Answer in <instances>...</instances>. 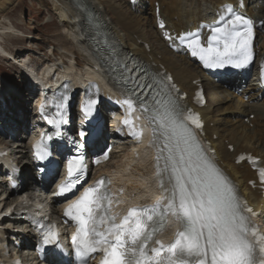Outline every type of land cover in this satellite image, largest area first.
Returning a JSON list of instances; mask_svg holds the SVG:
<instances>
[{
	"label": "snow or ice",
	"instance_id": "6c2138e0",
	"mask_svg": "<svg viewBox=\"0 0 264 264\" xmlns=\"http://www.w3.org/2000/svg\"><path fill=\"white\" fill-rule=\"evenodd\" d=\"M250 23L237 15L229 22L230 27L213 29L219 34L215 39L223 40L222 51L215 52L212 63L206 66L241 67L246 64L250 33L239 31L237 25ZM180 39L188 40L194 50L200 47L198 39H189V36ZM169 87L175 90V85ZM125 102L131 106L130 100ZM161 105L163 111L158 110L154 118L159 119L168 141L167 161L172 185L168 188L163 182L161 184L168 193L164 213L176 215L184 230L166 250L163 245L149 248V242L159 230L155 225L162 228L166 224V217L161 220L156 214L161 203L133 208L122 223H116L114 217L106 215L110 201L106 191H100L99 185L104 183L101 180L97 186L86 189L66 212L79 224L74 239L80 243L81 258L90 252L102 251V264H164L155 258L148 259V251L155 253L156 257L164 251L167 264H264V234H259L255 226H249L247 214L253 210L240 199L235 186L207 155L195 129L190 126L202 128V122L198 117L185 116L170 94ZM81 171L77 169L74 173L70 166L69 175L75 178L65 185L69 191L79 182L77 173ZM102 225L107 226L104 231L100 230Z\"/></svg>",
	"mask_w": 264,
	"mask_h": 264
},
{
	"label": "bare ground",
	"instance_id": "6f19581e",
	"mask_svg": "<svg viewBox=\"0 0 264 264\" xmlns=\"http://www.w3.org/2000/svg\"><path fill=\"white\" fill-rule=\"evenodd\" d=\"M75 1H81L79 6L75 5ZM97 0H52V6L58 11L59 18L63 21L64 26L69 31V37L72 38L75 43L69 46L68 58H72L76 61L80 70H84L91 77L98 78V75L91 70V66L94 64L93 59L90 57L91 43L87 34V24L91 27L100 22V17L108 19V28L114 39L118 44L127 52L131 53L135 57H139L148 66H152L158 70H165L167 73H171L176 83L181 87L182 91L189 95V101L193 92L197 89L196 84L208 83V88L211 89L209 84V77L199 70V67L191 61L186 54L179 50L177 52L172 51L170 45L164 42L162 38V32L157 28L156 12L160 11L161 17H163L167 23V28L173 34L181 33L187 30H195L202 23L217 19V13L224 12L225 5H232L234 9L237 8V2L235 0H145L151 4V31L147 30L145 21L149 19L148 13L142 12L138 16L125 14L117 8H112L109 12L103 7V3H96ZM247 1V0H246ZM259 0H257L258 2ZM140 2V1H139ZM130 3V1H129ZM251 5L247 6L245 13L254 16L258 20H264V7L257 10V5L253 7L252 0ZM157 5V7H156ZM111 6V5H110ZM85 8V10H82ZM93 14V17L88 14ZM100 16V17H99ZM154 40H150L152 37ZM262 54H264V36L262 37ZM149 49H147V47ZM159 48V51L157 49ZM0 55L6 54L0 48ZM56 63L53 62L47 68H44L40 75L45 79L53 81L56 70ZM75 67L63 73V75L56 76L55 84L58 85L61 77L70 76L72 78H78L79 72H75ZM33 70L25 71V79L28 86H33V77L30 72ZM58 71V70H57ZM222 82L223 80H219ZM236 82L237 85H236ZM245 82V79H239L238 81L226 82L231 89H240L241 85ZM79 83H76L78 87ZM54 89V87H51ZM49 91L47 90L46 93ZM215 91L210 90L209 99H214ZM222 91H220L221 93ZM243 93V92H242ZM232 94H226L224 98L218 102L217 107L219 110V117L216 113H213L211 105H207L205 108L200 109V113L203 115L206 123L205 127V140L212 144L213 149L216 151L217 157L215 158V165L231 180L238 183L240 190L247 196L250 205L255 208L257 212H260V220L264 217V197L259 190H253L249 186V182L255 180V174L251 168L246 165L237 166L235 161L240 154H251L255 157H259L264 161V91L254 84L252 88H249L243 93V97L235 98ZM249 96V103H244V98ZM21 103L19 109L22 111L21 115L13 114L11 120L14 122L16 128H19V122L24 117L25 104L20 96ZM41 101V99H40ZM214 101V100H213ZM16 102V97L12 98V103L9 106L11 109ZM208 104V103H207ZM228 114L225 118H221L222 114ZM23 115V116H22ZM250 115H254L253 120H248L249 124H252V128L244 122V119H248ZM228 117V118H227ZM146 140L139 144L134 150H138L139 157L135 158L132 155L130 158L121 162L116 166L118 172L117 176L113 177V180L118 181L123 185L125 190L138 194L133 198L134 202H140L146 198H156L153 193V178L152 174L156 170V164L152 162V152L145 150ZM233 149V152L231 151ZM135 165V166H134ZM134 166V168H133ZM132 168V171L130 172ZM24 188L30 189L28 180H31V176L28 173V169L23 171ZM120 175V176H119ZM126 176L128 178H126ZM27 179V181H26ZM2 184V183H0ZM117 184V182H116ZM141 192H145V195H140ZM22 194L18 195L16 199L8 203L9 199H6L2 204V212L6 207L5 212L11 204H14ZM39 204V202H38ZM20 206L17 205L14 208V212L20 211ZM12 223V220L5 219ZM5 223V222H4ZM4 224H0V227ZM4 235V232H0V238ZM170 236L167 234L166 238ZM0 243L3 241L0 240ZM25 246V245H24ZM31 245H27L29 248ZM1 247V245H0Z\"/></svg>",
	"mask_w": 264,
	"mask_h": 264
},
{
	"label": "rangeland",
	"instance_id": "374dc122",
	"mask_svg": "<svg viewBox=\"0 0 264 264\" xmlns=\"http://www.w3.org/2000/svg\"><path fill=\"white\" fill-rule=\"evenodd\" d=\"M96 3H103L105 10L109 12L112 8L124 12L129 15L138 16L142 12L148 13L149 19L145 21L147 25V32L151 31V4L149 2L142 1L140 4L130 6L128 0H97ZM111 5V6H110ZM142 11V12H141ZM264 34V27H263ZM69 31L63 24V21L58 16V11L52 6V0H0V47L5 50V56L0 55V79L3 83V87L9 92H23L20 86L25 83V71L35 70L41 72L44 68L54 63H62L67 58L69 52V46L74 44L75 41L70 38ZM150 40H154L153 35ZM261 38L259 43H261ZM159 51V48L157 49ZM254 81L248 80L242 85L243 89L240 91H233L225 85L216 84L215 82L209 81L211 89L208 88V83H205L206 93L210 90L215 91V96L219 95L214 99H209V105L213 108V113L219 117V110L217 107L218 102L226 94H232L236 99L243 97V93L249 88L253 87ZM23 87V86H22ZM32 87V86H31ZM26 95L22 98L25 104L24 117L20 120L19 128H13L11 124L14 122L11 120L13 114L21 115L22 111L19 109L21 103L20 98L16 99L14 106L7 111L9 121L6 125L4 121L0 120V146L7 145L9 152L13 153L16 159H24L26 157L29 140L39 130L40 125L38 124L39 119L36 118V107L39 102L37 90L29 88L28 83L26 84ZM220 91H222L220 93ZM243 92V93H242ZM208 98L209 97V94ZM8 97V96H7ZM249 96L244 98V103H249ZM214 100V101H213ZM222 114V113H220ZM22 115V116H23ZM228 114H222L221 118H225ZM253 116H250L249 120H252ZM228 118V117H227ZM247 124V123H246ZM109 128V122L107 123ZM252 125H250V128ZM115 132L119 134L115 138V153L111 160L108 169H111L122 161L130 158L132 155L131 143L122 138L123 133L120 128L115 129ZM25 156V157H24ZM134 168V166H133ZM132 171V168L130 172ZM31 176V180H28V184L31 182L35 183L36 172L34 168H30L28 171ZM6 183H5V182ZM0 211L4 207L2 204L5 199V189L7 188V181L4 173H0ZM20 193L33 195L31 189L23 188L19 190ZM37 202L44 207L49 205L47 198L40 192V189L35 191ZM19 194L14 193L8 196V203L16 199ZM6 208V207H5ZM5 210V209H4ZM264 219V218H263ZM2 224V223H0ZM10 222L5 221L4 226L9 227ZM3 226V227H4ZM16 227L20 230H24L25 226H20L19 223ZM9 245L12 249L18 251L23 256H29L31 251L23 244H26L30 237H27L23 241L20 240V236L17 234H9ZM13 239L20 241V249L13 243Z\"/></svg>",
	"mask_w": 264,
	"mask_h": 264
}]
</instances>
